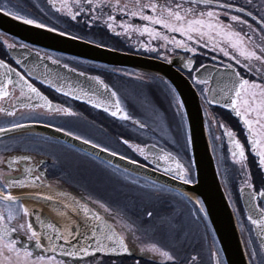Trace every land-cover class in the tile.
I'll return each mask as SVG.
<instances>
[{"label":"water","instance_id":"obj_1","mask_svg":"<svg viewBox=\"0 0 264 264\" xmlns=\"http://www.w3.org/2000/svg\"><path fill=\"white\" fill-rule=\"evenodd\" d=\"M0 31L5 35L12 36L23 42L22 46L13 47L9 49V51L12 58L25 71L27 76L19 69L0 58L6 65L14 69V71L5 75V69L0 68V81L5 82L8 91L12 94L4 100H0V105L13 112L23 109H32L43 110L52 114L57 113L54 109L56 106L60 105L52 102L40 91V89L28 78L31 77L54 89L58 93L85 102L98 110L106 112L110 116H112L111 112L116 110L115 103L119 100L122 110L121 114L112 117L125 120L122 119V114L127 113L130 117V119L127 120L134 123H136L135 121H139L130 116L129 109L122 96L101 76L92 75L77 69L72 71V69H74L73 67L67 64L68 68H65V63L59 60H57L59 61L58 63H53V60L56 59H48L47 55H43L39 51L41 49L76 57L121 71H133L135 75L139 74L138 71L150 73L169 83L175 91L179 103L182 102L183 105L180 108L185 116L187 124L188 144L192 165L194 167L195 179L192 183L185 184L182 180L174 178L177 172L176 161H179L181 164H183V161L172 152L154 144H148L145 148L146 160L151 165L149 166L136 160V163H132L133 159L117 153L113 155V152L110 150L104 151L106 148L99 145L97 147V144L92 142L85 143V139L83 138L77 139L76 137L78 136L73 134L68 135V132L64 130L59 131V128L40 122L22 123L25 127L17 129H12L11 126L5 127L10 130L7 132H0V138L23 132H36L41 135L50 136L68 143L121 170L170 187L186 196L195 204H197L196 201H200L217 239L225 263L250 264L245 244L239 232L238 223L236 222L237 219L232 209L233 206L230 203L228 192L223 186L218 172L219 170L208 134L214 127L218 130L216 127L218 122L208 106L201 100L194 86V82H199L201 80L208 81V89L211 90L207 92L208 101L213 100L212 103L208 102L209 105L230 111L232 115L240 121L247 134L249 150L252 155L256 156L250 143L249 129L244 124L245 117L237 116L232 107L226 106L231 103L225 95L227 91L225 86L230 83L228 76L229 69L212 64H204L194 72L193 79L190 80L183 71H190L192 66H186L189 59L183 58L182 56L176 55L168 58L145 56L138 53L117 50L85 39H71L69 36H60L58 33L50 32L47 28H38L35 25L25 24L4 12H0ZM232 68L238 71L236 66L232 65ZM17 73L22 75L29 83H32L42 96L47 97L48 100L52 102L53 109L50 110L45 105L44 100L37 97L36 94L29 93L26 87L22 88L21 84H23V81L19 84L7 83L9 77L12 81H18L20 77ZM81 73H83V75ZM95 78H99V80ZM99 81H103V85H107V89H105ZM221 89H224V91H221ZM112 92L116 93L115 97L111 95ZM77 97L80 98L77 99ZM96 103H100L102 106L96 107ZM105 109L108 110L106 111ZM5 112L7 113V111ZM5 112H0V114ZM206 113H208V117ZM136 124L138 126H140V124L145 125L142 122ZM221 127L228 152L232 156L233 152H236L237 155L235 158L239 159L238 149L235 147L234 143L237 140L240 142L237 133L233 131L226 122L224 124L221 123ZM228 133H232V135L230 136ZM240 144L242 145L241 142ZM164 154H170V158L168 160L161 159ZM31 156L32 155L29 153L21 152H14L13 155L11 154V158L14 160H22L25 159V157L31 159ZM257 158L259 159V157ZM37 168L38 167L35 166V169ZM166 169H169V171H166ZM29 170V166H26L25 171L23 170L20 177L9 180H24L26 182L23 186L13 183L9 185L8 188L11 190L9 193L14 197H18L19 202H22L24 207L29 210L28 215L23 214L21 217V223L25 226L31 224L34 230L40 234L41 243L44 245L43 248H36L35 241H23L24 247L31 250L34 255H55L57 259L65 261L66 264H81L94 256H124L131 254L156 260V257L159 255L158 253L142 252L141 248L144 246L138 247L135 243L132 244V240L133 242H135V240L131 239L132 234L126 225H130L134 229V224H132L131 220L118 209L107 204L110 208L122 214L123 221L117 216L105 213L103 209L95 203L100 200L84 194H80L82 196L78 197L74 193L68 191L65 186H60L61 184L57 185L53 180H46L44 172L40 174L44 177L43 180L40 179V181H35L32 177L37 174H33V172ZM249 183H251V180L249 182L246 181L245 184L239 187V195L247 220L249 215L258 218L259 208H264L259 205L260 200L264 202V198L258 195L260 191L256 192L254 187L249 188L247 186ZM4 194L7 193L0 192V195ZM44 197H51V200L44 199ZM72 198H75L81 206H86L93 212H99V214L104 217L107 224L113 225V230L118 235H123L125 237V243L128 245L129 251L127 253L120 251L115 243V237L113 240L104 238L107 235H111L104 223H93L91 217L86 216L82 210L76 212L58 207V205L70 203ZM53 201L56 203H53ZM85 221H87V224H85ZM50 224L53 225V227H49ZM77 225H79L78 230ZM68 227H72L74 232L77 233L70 238V244L63 238L67 235L65 229ZM93 228L96 231V238L101 239L103 244L108 247H116L117 251H97L94 255L82 256V258L70 257L62 254L61 249L71 251L73 246L79 248L85 245V243L91 245L92 249H95L96 242L91 232ZM252 229L261 248V244L264 242V231L254 225H252ZM22 231L26 232V227ZM10 237L19 242V240L24 239V234L22 232L20 234L17 232L15 237L14 233L10 234ZM85 237H88L87 241H85ZM136 237H138V235H136ZM159 246L167 250L163 246ZM50 247H55L56 252H50L48 250ZM217 260L220 259L215 252L213 254V264H217Z\"/></svg>","mask_w":264,"mask_h":264},{"label":"flooded vegetation","instance_id":"obj_2","mask_svg":"<svg viewBox=\"0 0 264 264\" xmlns=\"http://www.w3.org/2000/svg\"><path fill=\"white\" fill-rule=\"evenodd\" d=\"M30 4V11L25 14L20 11L19 9H15L14 11H18L21 15H25L29 18L35 19L36 15L39 16V19H35L40 23H44L50 27H55L60 31H65L71 33L72 35L83 37L84 39L92 42H102L108 41L111 42L113 45L120 47L121 49H125L126 51L147 55V56H154V57H161V58H168L172 56H182L183 58L193 60V65L190 71H183L189 79H193L194 72L204 64H212L220 67H225L226 64L230 63L237 67L238 71L244 78L250 79L253 77V73H249L247 69L244 67L243 58L241 64H236L235 60L231 59L230 57H225L223 53L219 51H213L211 45L208 48H204L202 45L197 46V52L191 53L187 52L184 49H177L173 45H169L167 48H161L160 42L155 39H150L147 34L141 35L139 32L132 31L128 35H116V32H123L124 30L121 29L118 25L121 22H131L134 25H139L141 28L147 24V21H142L139 18H132L124 16L119 12H113L112 14L116 16V30L113 32L112 30L108 29L104 23L107 19L105 15L101 20H98L96 23L92 24L91 27L85 23V17L80 16L76 21L71 20L70 17L67 15L57 12L54 8H52L49 0H27ZM123 2H129L130 0H123ZM160 3H164L165 0H159ZM179 2V0H177ZM225 2V0H220V3ZM228 2L233 3L236 7H243L245 9L244 13H237L235 10L231 12V14H238L241 15L244 19L248 21L249 24L252 25V28L255 29V34L253 36V40L255 44H260L261 37L264 33L261 32V29L264 28V25L260 23L261 17H264V0H228ZM57 3H60V0H57ZM185 6H187V0H185ZM0 8L8 9L3 3L0 2ZM32 11V12H31ZM108 11L107 9L105 10ZM247 12H251L252 15L248 16ZM151 14V13H148ZM221 19L225 22H229V18L227 16H222ZM151 26V25H150ZM155 27H159L158 25ZM239 28V26H237ZM243 31L248 33L249 35H253L252 31L247 28V26H243ZM177 39H183L180 34H172ZM207 39V38H205ZM218 40L221 38H217ZM7 40L8 43L14 44V47H20L23 45V42L12 37L9 35H5L4 33L0 32V58L7 61L12 66L19 69L23 74L26 75L25 71L16 63V61L12 58L9 48L4 43ZM149 45L150 47H157V52H150L146 50L145 47L142 45ZM245 44L252 48V44H249L248 41H245ZM35 48V47H33ZM43 55H47L48 57H52L56 60H59L69 66L73 67L77 70H82L86 73L92 75H99L101 76L106 82L110 83L122 96L125 103L127 104L128 108H130L129 113L130 116L134 119L139 120L140 122L144 123L140 118L139 108L137 102H139V98L144 95L150 88L155 89L153 92V96L161 101L163 104L169 106L172 111H175L177 108V103L175 97H173L172 88L165 82L158 80L156 84L149 82V77H141V76H130L124 72H117L112 71L114 68L101 66L92 62H86L74 57L65 56L56 52H51L48 50H39ZM229 51H234L229 49ZM238 55V54H237ZM215 57V59L213 58ZM107 71H111L114 73L112 79H110L106 73ZM27 76V75H26ZM124 78V80L129 81L130 83H135V87L131 88H124L122 86L118 87L115 83L116 78ZM32 83H34L40 91H42L52 102L59 104L62 107L71 108L73 112L76 113L74 116H69L60 113H50L45 112L43 110H32V109H23L17 112H14V115H9L8 113H1L0 114V128L9 127L13 123H26V122H40L48 125H52L57 128H61L65 131H68L78 137H81L85 140H88L92 143L98 144L95 141H91L86 137H83L80 133L76 131V129H66L63 124L68 123L72 125L74 123L83 124L90 127L97 135H103V140L108 141L112 147L106 145H100L114 153L120 154L122 156L137 160L139 162L148 164L146 160V152L145 148L148 144H154L161 148H164L174 154H176L183 162L184 167L186 168L185 162H187V156L182 155L185 151L186 146L184 144H180V148H177L175 145H172L170 140H167L172 145V148L175 147L180 149L181 152L177 153L176 151H172L167 149L163 145L160 144L157 138L156 130L147 125L146 127L142 128L138 126L136 123L130 120H119L112 116H108L101 111L93 109L91 106L83 103L81 101L74 100L68 96L62 95L56 92L54 89L42 84L36 79L28 77ZM253 77L252 79H254ZM138 79V80H133ZM194 85L200 95L201 100L204 103L208 104V95L207 92L202 94V89H208V84H203L199 82H194ZM163 87L169 91V93L163 94L160 90H164ZM134 96L136 93V97L133 98L129 95ZM140 95V96H138ZM166 96V97H165ZM142 98V97H141ZM130 104V107H129ZM178 109V108H177ZM210 109H213V115H217L216 107L210 106ZM169 110V107H168ZM167 110V111H168ZM225 113L232 116L237 122L240 124L241 128L245 132V129L241 125L240 121L235 118L232 113L228 110H224ZM92 112L97 115H88L86 112ZM243 111V109H241ZM208 117V113H206ZM214 116V117H215ZM102 117V118H101ZM176 117V116H175ZM217 117V116H216ZM179 119V117H178ZM176 133V131H174ZM246 134V133H245ZM153 136V137H151ZM98 138L100 136H97ZM44 139L43 141H49L50 144L47 143L36 142L37 139ZM46 139V140H45ZM128 140L129 144H124L123 141ZM173 142L178 141L172 140ZM62 144L67 145L71 148L78 150L79 152L86 154L85 152L63 142L58 139H55L50 136H45L38 134L36 132H23L19 134L8 135L5 137L0 138V192L9 193L11 190L8 187H5L4 177L7 176L8 180L15 179L21 176L23 170L25 171L26 166H29L30 171L33 174H37L43 180L40 174L44 172L46 176V180H53L60 186H65L68 191L74 193L78 197L82 196L80 194H84L91 198H96L116 209H118L122 214L128 217L132 224H134V231L135 234L131 236V239H134L135 242L132 240V244H136L138 247H143L146 243L154 242L158 245L163 246L167 249L173 256L174 261H166L163 257L157 256L156 260L154 259H147L141 256L136 255H124V256H94L87 260H85L81 264H189V261L186 258V252H184L180 246L179 240H173L168 238L166 235L162 233L161 227H164V223L162 220V215L158 216L155 210H141L140 207L137 205L128 204L129 196H125L124 193L120 192L117 194L114 187H111L109 184L104 183L102 181H97L96 183L91 181L92 177H87L84 175L83 172L74 173L71 168L68 166V162L66 158L60 153L57 149V145L60 146ZM129 145H139L140 148L143 150L144 155H141L139 151L135 150V148L130 147ZM43 147L47 149L44 150ZM42 148V149H41ZM14 152H21V153H29L31 154V159H22V160H14L11 158V154L13 155ZM94 159V161L102 160L90 156ZM105 164V163H104ZM107 164V163H106ZM108 165V164H107ZM35 166L38 167L35 169ZM111 166V165H109ZM108 167V166H107ZM113 167V166H112ZM112 167L110 170L114 172V174L120 176L119 178L123 179L124 188H128L130 190H136L141 192H148L150 195L159 198V200L165 199H172L178 197L174 190L165 187L163 185H154L150 182L144 183H137L132 181L130 177H127V174H122V172L113 170ZM115 168V167H114ZM40 171V172H39ZM43 174V173H42ZM127 175V176H126ZM14 181V180H13ZM10 181V182H13ZM13 183H10L11 185ZM146 186V187H145ZM157 186V187H155ZM85 197V196H84ZM20 205L24 207L22 202H19ZM157 207L155 209L157 210ZM196 207V206H195ZM0 211H3L5 216L7 215V206L4 201H0ZM151 211L153 213L152 217L149 218L147 216V212ZM145 212V214H144ZM23 216L22 210L17 213H14V219L8 223L10 225H20L21 217ZM167 222V221H166ZM206 231L208 232L209 228L205 223ZM20 229L18 232L19 234L22 232L24 234V239L19 240V242L28 240L27 233ZM17 233H14V237ZM138 235V237H136ZM176 238L173 234L172 238ZM210 245V244H209ZM209 253L214 254L211 245L209 246ZM210 264V263H209ZM212 264V263H211Z\"/></svg>","mask_w":264,"mask_h":264},{"label":"snow or ice","instance_id":"obj_3","mask_svg":"<svg viewBox=\"0 0 264 264\" xmlns=\"http://www.w3.org/2000/svg\"><path fill=\"white\" fill-rule=\"evenodd\" d=\"M251 2V0H250ZM52 8L57 12L63 13L71 18V20L76 21L78 17H85V23L89 27L92 24L96 23L98 20H101L105 15L107 19L104 21L106 27L113 32L116 30V16L113 12H119L127 17L139 18L142 21H147L142 28L139 25H134L131 22H121L118 26L124 31L116 32V35H128L130 32L135 31L139 32L141 35L147 34L150 39H155L160 42L161 48H167L169 45H173L177 49H184L187 52L196 53L197 46L202 45L204 48H208L210 45L213 51H219L223 53L225 57H230L235 60L236 64H241L243 58L244 67L249 73H253L258 79H246L238 71L232 68V65L226 64L225 68L229 69V85H226L227 91L225 95L230 100V106L236 112L237 116L248 117L252 114H255V119H244V124L249 129V139L252 145V149L255 152L256 156L259 157V166L264 168V35L261 37V43L255 44L253 36L255 34V29L252 28V25L248 23L241 15L231 14L233 10L237 13H244L245 9L243 7H236L233 3L225 2L220 3V0H187V6H185V0H165L164 3H160L159 0H130L129 2H123V0H60V3H57V0H49ZM108 10L107 12L105 10ZM0 12H4L7 15L12 16L13 18L22 21L28 25H35L38 28H47L50 32L58 33L60 36H69L71 39H83V37L74 36L71 33L60 31L55 27H50L44 23H40L35 19L29 18L25 15H21L18 11H13L11 9L0 8ZM151 13V14H148ZM248 16H251V12H247ZM227 16L229 22L225 23L221 17ZM260 23L264 25V17H261ZM151 25V26H150ZM159 27H155V26ZM247 26L249 30L252 31L253 35L243 31V26ZM239 26V28L237 27ZM261 32L264 33V28L261 29ZM180 34L183 39H177L172 34ZM221 39H217V38ZM207 38V39H205ZM248 41L249 44H252V48H249L245 41ZM9 49L13 48L15 45L8 43L7 40L4 41ZM146 50L150 52H157V47H150L145 44L142 45ZM232 49L234 51H229ZM238 54V55H237ZM215 59V57H213ZM52 59V57H48ZM59 61L53 60V63H58ZM193 61L188 60L186 66L191 67ZM65 68H68V65H64ZM0 68L5 69V75H8L10 72L14 71L9 65H6L3 60H0ZM75 71V69H72ZM83 75V73H81ZM20 77L18 81H12L9 77V84H21V87H26L29 93L36 94L37 97L44 100L45 105L51 110L53 109L52 102L48 100L47 97L42 96L39 90L33 86L32 83H29L25 78L17 73ZM99 80V78H95ZM103 85V81H99ZM199 83L207 84V80H201ZM107 89V85H103ZM61 90V89H58ZM211 91L210 89H202V94L204 92ZM224 91V89H221ZM67 94V93H66ZM12 95L5 84L4 81H0V100H4L6 97ZM26 95V93H25ZM86 95V94H85ZM113 97L116 96L115 92L111 94ZM80 97H77L79 99ZM91 102V101H90ZM209 103H212L213 100H209ZM96 107H101L100 103L95 104ZM182 102L178 103V107H182ZM116 110L111 112L112 116H117L121 114L120 102L119 100L115 103ZM243 109V111H241ZM55 112L62 113L69 116L76 115L71 108L56 106ZM106 111L108 109H105ZM9 115H14L13 111L6 109L4 106L0 105V112H5ZM122 119H130L127 113L122 114ZM140 123L139 121H135ZM253 124L258 126V131L253 128ZM25 125L20 123H13L11 125L12 129L22 128ZM140 127H145V125L140 124ZM10 129L0 128V132H7ZM63 131V129H58ZM230 136L232 133H228ZM72 135V133H68ZM260 138L257 139L256 136ZM81 139V137H76ZM85 143H91L90 141L85 140ZM124 144H129L128 140L123 141ZM235 147L238 149L239 160L237 163H242L246 159L245 149L243 145L237 140L234 142ZM98 147V145H96ZM130 147L135 148L139 151L141 155H144L143 150L139 145H129ZM108 151V149H104ZM116 155V153H112ZM237 155L236 152H233V156ZM125 158V157H122ZM170 154H164L161 159L168 160ZM27 159V157H25ZM132 163H136L135 160ZM176 176L174 178L182 180L185 184H190L193 182L191 177L190 168H185L183 164L179 161H176ZM30 171V170H29ZM169 171V169H166ZM35 181H40L39 175H34L32 177ZM250 179V177H249ZM5 187H8L10 183H16L21 186L25 184L26 181H14L10 182L8 177H4ZM249 188H252L253 185L249 183L247 185ZM258 195L261 198H264V190H261ZM44 199L51 200V197H44ZM0 201L6 202L7 206V215L5 216L3 211H0V264H66L65 261L57 259L55 255H34L33 252L24 247L22 242H18L16 239L11 238L10 234L17 233L20 229H25L27 238L29 241H35L36 248H43L44 245L41 243L40 234L34 230L31 224L25 226L24 224L20 225H10L8 222L14 219V213L22 210L24 215L29 214V210L26 207H23L19 204V198L14 197L11 193L0 195ZM201 203L200 201H196ZM53 203H56L53 201ZM101 209L109 215H114L120 218L123 221V216L120 212L115 211L110 208L107 204L96 201ZM64 209L84 212L86 216H90L93 223L100 222L104 223L105 227L111 233L104 237L107 240H113L115 237V243L117 244L120 251L127 253L129 251L128 245L125 243V237L123 235H118L113 230V225L107 224L99 212H93L86 206H81L75 198L71 199V202L68 204L58 205ZM259 207V206H258ZM203 211V208H201ZM153 213L151 211L147 212V216L151 218ZM248 220L252 225L257 226L262 231H264V208H259L258 218H254L252 215L248 216ZM87 224V221H85ZM53 227V225H49ZM129 228V231L134 235L135 231L130 225H126ZM79 225H77V230ZM67 235L63 238L67 243H71L70 238L76 235L72 227L65 229ZM92 236L95 238L96 247L95 249L91 248V245L85 243L79 248L75 246L72 247L71 251L61 249V252L65 256L70 257H86L94 255L95 252H116V247H108L103 244L102 240L96 238L95 229H91ZM88 237H85L87 241ZM50 252L55 253L56 248L50 247L48 249ZM142 252H152L158 253L159 256L163 257L166 261H174V256L167 250H164L158 244L154 242H149L141 248ZM250 264H256V257L258 255H264V242L261 244L260 252H257L253 248L249 253ZM195 259V258H193ZM217 264H222V261L217 260Z\"/></svg>","mask_w":264,"mask_h":264},{"label":"rangeland","instance_id":"obj_4","mask_svg":"<svg viewBox=\"0 0 264 264\" xmlns=\"http://www.w3.org/2000/svg\"><path fill=\"white\" fill-rule=\"evenodd\" d=\"M22 11V10H20ZM99 43H105L112 45L111 42L102 41ZM127 75L133 76L135 73L133 71H123ZM255 76V75H254ZM256 77V76H255ZM253 78V77H252ZM255 79H258L257 77ZM138 80V79H133ZM121 84V80H119ZM121 86V85H120ZM135 87V83H130V85L125 86V88ZM164 90L160 89L163 94L167 92V90L163 87ZM155 89L150 88L143 96L139 98V102H137L139 108L140 118L144 123L153 127L156 130L157 138L161 145L166 147L167 149L174 150L177 153L181 152L180 144H184L186 147L188 146V132L186 123L183 117L180 115L177 108L175 111H172L170 105L168 106L163 104L161 101L157 100L153 96V92ZM129 95L133 98L134 96L129 93ZM140 96V95H138ZM136 97V96H135ZM166 97V96H165ZM169 107V110H168ZM168 110V111H167ZM217 115L220 118V124H217L218 130L214 127L209 132V137L212 142L215 143L216 150L215 156L217 159L218 168L220 171V175L222 181L225 185L226 191L228 192L232 205L235 206L236 204V216H237V223L239 229L241 231L247 253H249L253 248L260 252V246L257 242V239L254 235L252 225L247 220L245 216V211L242 207L240 195H239V187L245 184L246 181L254 180L256 185V189L259 191L260 189H264V168L263 173L261 167L259 166V159L257 157H253L250 155V160L246 159L242 163H237L236 161L239 160L232 155L227 150V145L225 143V139L222 135L221 131V123L223 124L226 122L230 127L236 130L239 134L238 137L241 139L242 143L247 144V136L243 129L241 128L240 124L234 119L232 116L228 115L222 110H216ZM88 115L97 117L96 114L92 112H86ZM176 116V117H175ZM179 117V119H178ZM102 118V117H101ZM223 118V119H222ZM248 119H255V114L251 116L245 117ZM66 129L74 128L78 133H80L83 137L91 141H95L100 145L111 146V144L103 140V135L99 138L96 136V133L88 126L81 125L74 123L69 125L68 123L63 124ZM253 128L257 131L258 126L253 124ZM176 131V133L174 132ZM153 137V136H151ZM154 138V137H153ZM260 137L257 135V139ZM42 143H49L48 141H43L44 139L40 138L37 139L36 142ZM46 140V139H45ZM170 140L172 145L175 147L172 148V145L167 142ZM172 140L178 141L173 142ZM243 143V144H244ZM58 151L63 154L66 158L67 162L69 163L68 166L74 173L83 172L85 176L92 177L91 181L96 183L97 181H102L104 183L109 184L111 187H114L117 194L124 193L125 196H129L128 204L142 206L140 207L141 210H155L158 216L162 215V220L164 223V227H161L162 233L166 235L168 238L173 240H179V243L182 245L180 246L181 249L186 252V258L189 261V264H211L213 262V254L209 253V246L211 245L212 250H215L220 255V250L218 247V243L216 242L214 235L210 230L208 232L205 228V210L202 204L197 203L196 207L187 199H185L181 194L176 193L178 197H175L170 200H159V198L150 195L148 192H141L136 190L128 191V188H124L123 179L119 178L120 176L114 174L108 167H112L107 165L104 161L98 162L94 161V159L90 156H87L78 150L71 148L67 145L61 143L60 146H56ZM188 148V147H187ZM175 153V152H174ZM185 151L181 153L185 155ZM247 162V163H246ZM105 163V164H104ZM248 164V165H247ZM108 166V167H107ZM113 170L122 172V174H127V177H130L132 181L137 183H144L142 179L140 180L139 177H135L126 173L125 171H121L117 168L112 167ZM186 168L193 169L192 163L186 162ZM192 179H194V173L191 174ZM250 177V179H249ZM253 183V184H254ZM146 187V186H145ZM157 187V186H155ZM157 210L155 209V207ZM203 208V211H201ZM145 214V212H144ZM167 221V222H166ZM176 238H172V236ZM210 244V245H209ZM249 255V254H248ZM249 257V256H248ZM195 258V259H193ZM250 260V257H249ZM222 264H225L223 256H221ZM256 264H264V255H258L256 257Z\"/></svg>","mask_w":264,"mask_h":264},{"label":"bare ground","instance_id":"obj_5","mask_svg":"<svg viewBox=\"0 0 264 264\" xmlns=\"http://www.w3.org/2000/svg\"><path fill=\"white\" fill-rule=\"evenodd\" d=\"M0 2L1 3H3L8 9H11V10H15V9H19V10H22V12L25 14V12L26 13H28L29 11H30V9H29V7H30V4H29V1H27V0H0ZM32 12V11H31ZM35 19H39V16L38 15H36V17H34ZM149 82H152L153 84H156L157 82H158V78L157 77H155V76H150L149 78ZM173 97H175L174 95H173ZM126 106H127V104H126ZM128 107V106H127ZM129 107H130V104H129ZM129 110H130V108H129ZM209 134V133H208ZM210 142H211V145H212V150L213 151H215L216 150V147L214 146L215 145V143L214 142H212L211 141V139H210ZM42 149V148H41ZM43 149L44 150H46L47 148L46 147H43ZM48 150V149H47ZM215 153V152H214ZM248 165V164H247ZM220 178H221V176H220ZM222 179V178H221ZM228 196H229V194H228ZM229 200H230V202H231V199H230V196H229ZM231 204H232V202H231ZM233 206V205H232ZM236 204H235V206H233L232 207V209H233V212H234V214H235V218L237 219V216H236V213H235V210H236ZM209 222V221H208ZM236 222H237V220H236ZM239 227V226H238ZM239 232H240V234H241V231H240V229H239ZM242 235V234H241ZM243 238V237H242ZM244 241V240H243ZM245 244V243H244ZM245 249H246V246H245ZM220 250V249H219ZM246 251H247V249H246ZM248 254V253H247ZM249 256V255H248Z\"/></svg>","mask_w":264,"mask_h":264},{"label":"trees","instance_id":"obj_6","mask_svg":"<svg viewBox=\"0 0 264 264\" xmlns=\"http://www.w3.org/2000/svg\"><path fill=\"white\" fill-rule=\"evenodd\" d=\"M108 45H109V44H108ZM109 46L114 47V48H118V49H120V50H125V49H121L120 47H117V46H115V45H113V44H112V45H109ZM106 75H107L110 79H112V76L114 75V73L111 72V71H107ZM120 78H121V77H120ZM119 80H121V84H120ZM115 83H116V85H117L118 87H120V85H121V86L123 87V89L125 88V86L130 85V82L124 80V78H121V79L116 78ZM185 152H186V156H187V158L189 159V158H190V154H189V151H188V148H187V147L185 148ZM250 159H251V158H250ZM250 159H249V160H250ZM262 173H263V171H262ZM263 174H264V173H263ZM253 183H254V180H253ZM254 186H255V188H256L255 183H254Z\"/></svg>","mask_w":264,"mask_h":264}]
</instances>
